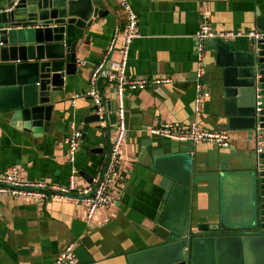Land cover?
<instances>
[{
    "label": "crops",
    "instance_id": "1",
    "mask_svg": "<svg viewBox=\"0 0 264 264\" xmlns=\"http://www.w3.org/2000/svg\"><path fill=\"white\" fill-rule=\"evenodd\" d=\"M137 18L138 37L129 46L127 78L168 79L169 83L148 85L125 97L127 137L119 164L126 180L115 190L113 206L99 208L91 219L87 208L66 199L32 202L0 196V264H53L65 246L75 243L77 264H128V255L157 246L151 233L153 220L161 212L169 182L152 170L149 156L156 145H190L193 167L190 218L193 223L222 225L225 230L243 231L251 226V197L246 159L256 147L245 131H230L220 119L221 87L215 69V52H204L203 84L209 98L195 110L197 32L204 22L215 34H241L230 40L246 45L245 35L257 31L258 16H264V0H126ZM7 0H0V9ZM107 12L92 19L84 30L76 29V77H66L62 92L55 94L54 114L41 138L13 127L12 120H0V169H16L28 181L66 185L72 177L80 188L103 164L111 140L106 126L85 127V112L92 105L87 98L92 69L101 62L111 41L109 61H118L126 16L120 0H99ZM100 94L106 116L115 110L109 88ZM54 96V94H52ZM110 110V111H109ZM107 120V119H106ZM162 123L206 130L222 129L229 136L227 149L205 144H182L151 137L150 128ZM72 127L83 134L73 164L66 158L65 141ZM168 149V148H167ZM163 151L161 154H166ZM158 154V153H155ZM72 171H75L72 174Z\"/></svg>",
    "mask_w": 264,
    "mask_h": 264
},
{
    "label": "water",
    "instance_id": "2",
    "mask_svg": "<svg viewBox=\"0 0 264 264\" xmlns=\"http://www.w3.org/2000/svg\"><path fill=\"white\" fill-rule=\"evenodd\" d=\"M107 12L99 0H7L0 9V120L41 138L51 122L53 106L65 78L76 77V29L89 28L92 19ZM256 29L262 34L245 46L220 38L205 41L215 52V69L221 87L220 119L230 131L241 130L258 146L264 143V16ZM54 94V96L52 95ZM84 118L85 127L97 124V107ZM110 111V110H109ZM106 129L115 123L106 116ZM222 130V129H217ZM82 138L86 133L83 129ZM168 148V149H167ZM257 149V147H256ZM246 159L252 223L243 231L222 225L193 223L190 196L193 148L190 145H156L151 149L152 170L168 179L169 187L151 233L157 246L128 255V264H264V144ZM168 151L166 154H161ZM158 153V154H155ZM92 180V179H91ZM90 180V181H91Z\"/></svg>",
    "mask_w": 264,
    "mask_h": 264
},
{
    "label": "built area",
    "instance_id": "3",
    "mask_svg": "<svg viewBox=\"0 0 264 264\" xmlns=\"http://www.w3.org/2000/svg\"><path fill=\"white\" fill-rule=\"evenodd\" d=\"M120 6L126 16L125 31L120 47L121 57L118 61H109L107 55L114 49L115 39L107 48L101 62L91 71L88 80L87 96L91 97L97 107L96 114L100 125L106 126V111L100 94L101 86L109 88L115 100V135L110 142L109 151L103 157V164L86 187H78L71 177L66 185L59 186L45 181H28L20 178L16 169L8 171L0 169V196L23 198L32 202H46L48 199H66L75 204L87 208V218L91 219L95 212L102 207L113 206L114 195L117 186L122 184L126 177L124 170L119 164L120 151L127 137L125 97L128 92H134L146 88L149 84L156 86L169 83L168 79L147 80L144 77L127 78L125 67L130 44L139 35L136 31L137 18L126 0H120ZM241 34L222 32L215 34L207 22H204L197 32L196 70H195V110L199 111L203 101L209 98V91L203 84L204 77V52L205 41L210 38H220L230 41ZM249 40H258L262 34L258 31L249 32L245 35ZM148 133L151 137L165 139L182 144H205L227 149L229 136L222 130H206L197 124L182 126L178 124L162 123L150 128ZM82 134L72 127L71 136L65 141L66 158L69 164L75 161V155ZM257 152L260 147H257ZM75 171H72L74 174ZM75 243L65 246L53 264H77L74 252Z\"/></svg>",
    "mask_w": 264,
    "mask_h": 264
},
{
    "label": "trees",
    "instance_id": "4",
    "mask_svg": "<svg viewBox=\"0 0 264 264\" xmlns=\"http://www.w3.org/2000/svg\"><path fill=\"white\" fill-rule=\"evenodd\" d=\"M235 231V230H234Z\"/></svg>",
    "mask_w": 264,
    "mask_h": 264
}]
</instances>
